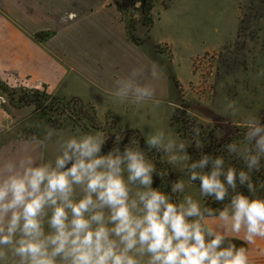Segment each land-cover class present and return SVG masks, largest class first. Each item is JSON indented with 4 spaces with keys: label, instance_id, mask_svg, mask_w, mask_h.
<instances>
[{
    "label": "clouds",
    "instance_id": "1",
    "mask_svg": "<svg viewBox=\"0 0 264 264\" xmlns=\"http://www.w3.org/2000/svg\"><path fill=\"white\" fill-rule=\"evenodd\" d=\"M161 75L155 63L133 67L115 80L113 102L155 115L161 104L147 81ZM222 115L239 116L236 102L227 101ZM139 120L143 148L121 135L107 148L103 132L51 126L0 148V264H250L231 238H264V181H253L264 167V123L247 115L243 141L225 144L244 165L237 169L203 152L199 127L183 140ZM151 152L170 170H158ZM193 182L199 198L188 191ZM208 198L222 207L202 203Z\"/></svg>",
    "mask_w": 264,
    "mask_h": 264
},
{
    "label": "rangeland",
    "instance_id": "2",
    "mask_svg": "<svg viewBox=\"0 0 264 264\" xmlns=\"http://www.w3.org/2000/svg\"><path fill=\"white\" fill-rule=\"evenodd\" d=\"M149 1L152 8L147 13L130 11L129 8L121 9L129 36H134L138 41L147 38L153 20L157 18L152 11L155 2L162 13L167 9L162 18L167 19L169 28L166 26L160 30V35L169 36L176 46L187 47L182 54L186 73L191 66L190 58L196 56L192 64V74H189L184 83H178L180 100L171 116V126V108L162 103L155 115L147 107L137 113L136 110L130 111L132 105L122 106L125 107L120 114L123 124L138 129L139 135L124 131L112 117L108 118L107 124L101 123L92 105L61 95V83L58 86L49 84L50 88L47 89V84L37 81L38 78H32L31 75L20 77L18 72L9 68V63L0 61V148H14L31 135H41L46 126L73 131L80 128L83 132H103L107 138V148L112 146L116 135L123 136L125 142L134 139L143 148L145 141L142 129L137 125L140 123L139 116L144 115L152 127L172 130L183 140H191L192 129L199 127L200 139L205 144L204 153L223 156L226 165L243 168V163L224 149L227 143L242 142L243 135L228 142V139L223 138L221 126H234L235 122V126L244 131L242 121L249 114L264 123V76L258 75L264 71V0ZM22 2L25 5L23 9L27 6L34 7L30 0L29 5L26 4L27 0ZM119 5L122 6L121 0ZM24 34L42 47L55 38L57 32L26 30ZM52 42L50 46L59 51L56 45L58 41ZM72 45L71 42L69 46ZM165 50L171 56V51L169 54L168 49ZM52 52L57 54L53 50ZM109 67L104 72L115 75L117 63L113 61ZM21 73L24 75V72ZM108 74L105 73V76ZM72 75L66 87L74 95L82 98L93 95L98 100L105 96L96 86L92 87L93 83L89 78L78 77V80ZM31 98L41 99L42 103H33ZM227 101H235L240 109V115L236 118L222 115ZM61 102L69 103L71 107L64 106L61 109ZM52 104L56 106H51ZM150 130L147 126L143 128V132ZM188 151L193 160L199 158L200 153L194 148L190 147ZM147 155L158 170H170V166L160 163L163 154L151 152ZM177 175L178 173L173 172V178ZM253 181H264V167L253 173ZM155 186H159L158 179ZM188 191L199 198L198 182H193ZM241 191L246 193V189ZM258 195L264 196V191ZM202 203H209L211 208L222 207L211 198L202 200Z\"/></svg>",
    "mask_w": 264,
    "mask_h": 264
},
{
    "label": "crops",
    "instance_id": "3",
    "mask_svg": "<svg viewBox=\"0 0 264 264\" xmlns=\"http://www.w3.org/2000/svg\"><path fill=\"white\" fill-rule=\"evenodd\" d=\"M27 1V5L31 3L34 7L23 9L25 5L22 0H0L1 62L9 63V68L18 72L20 77L31 75L47 86L61 83V95L92 105L99 122L107 124L108 118L112 117L124 131L138 129L123 124L120 114L125 104L113 102L114 82L127 76L133 67L150 68L155 63L162 69L161 78L157 81L149 78L147 82L155 87V99L171 108L170 125L175 108L172 105H177L180 100L178 83H184L192 74L196 56L190 58L191 66L186 73L182 54L187 47L176 46L169 36L163 37L159 33L168 25L167 19L162 18L167 9L162 13L154 2L152 11L157 18L153 20L147 38L134 42L115 0ZM26 30H54L57 38L40 47L24 34ZM53 40L58 41L56 45L59 51L50 46ZM71 42L73 45L69 46ZM165 48L169 54L171 51V56ZM113 61L117 63V73L111 75L108 71L104 72ZM105 73L108 75L105 76ZM71 74L76 79L89 78L93 83L91 86H96L105 96L98 100L93 95L85 98L74 95L66 87ZM135 110L134 106H130V111ZM232 239L246 244L250 264H264V238H257L254 244L245 242L242 237Z\"/></svg>",
    "mask_w": 264,
    "mask_h": 264
},
{
    "label": "trees",
    "instance_id": "4",
    "mask_svg": "<svg viewBox=\"0 0 264 264\" xmlns=\"http://www.w3.org/2000/svg\"><path fill=\"white\" fill-rule=\"evenodd\" d=\"M115 2L117 3L119 9H124V8H129L130 11L134 10V11H138L137 8H135V5L137 3H140L141 6L143 7V11L145 13H147L152 7H151V2L149 0H121V4L122 6L119 5V0H115ZM131 39L134 41V42H138V40L132 36ZM42 98V97H41ZM31 102L33 103H37V104H41L42 103V100L41 99H35L33 100L31 98ZM51 106H56L55 104H52ZM58 106V105H57ZM68 107L70 108V104L69 103H63L61 102V109H64L65 107ZM221 129L223 130V138L225 137L226 139H228V142L229 140H232L233 138L235 137H239L242 135L243 133V130H240L238 127L236 126H232V125H222L221 126ZM135 132V133H134ZM132 134H138L139 135V132L138 131H132L131 132ZM155 186V184H154ZM206 205L208 207H210L211 205L209 203H206ZM232 243L236 244L237 247H246V244L239 241V240H233L232 239Z\"/></svg>",
    "mask_w": 264,
    "mask_h": 264
},
{
    "label": "flooded vegetation",
    "instance_id": "5",
    "mask_svg": "<svg viewBox=\"0 0 264 264\" xmlns=\"http://www.w3.org/2000/svg\"><path fill=\"white\" fill-rule=\"evenodd\" d=\"M135 8H137V10L140 11V12L143 11V7L141 6L140 3H137V4L135 5ZM129 12H130V11H129ZM129 12H128V13H129Z\"/></svg>",
    "mask_w": 264,
    "mask_h": 264
}]
</instances>
